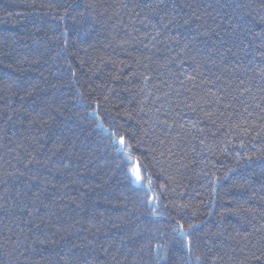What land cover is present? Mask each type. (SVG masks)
Returning a JSON list of instances; mask_svg holds the SVG:
<instances>
[{"label":"trees","instance_id":"obj_1","mask_svg":"<svg viewBox=\"0 0 264 264\" xmlns=\"http://www.w3.org/2000/svg\"><path fill=\"white\" fill-rule=\"evenodd\" d=\"M0 264H264V0H0Z\"/></svg>","mask_w":264,"mask_h":264},{"label":"snow or ice","instance_id":"obj_2","mask_svg":"<svg viewBox=\"0 0 264 264\" xmlns=\"http://www.w3.org/2000/svg\"><path fill=\"white\" fill-rule=\"evenodd\" d=\"M68 11H69L68 8H65V9H64V14L61 15V16L59 17V19H61V20H65V19L67 18V16H68ZM60 35L66 37V36L68 35V30H67V28H65V29L60 33ZM72 75H73V77H74V76H75V73L73 72ZM13 87H14L13 84H7V88L11 89V88H13ZM250 114H251V113H249V115H250ZM106 131H107V130H106ZM113 136H115V134H113ZM118 143H119L120 147H118V148L116 149L117 152H124L125 149H126V147H127L126 142H125V138H124L123 136H120L119 139H118ZM248 159L251 160L250 157H249ZM133 176H134V179H135V182H136V183H140V182L142 181L141 174H140V172H139L138 170H133ZM174 231H178L181 235H183V232H184V230H183V226L181 225V226L179 227V229H174ZM41 243H43V241H41ZM157 247H159V245H157Z\"/></svg>","mask_w":264,"mask_h":264},{"label":"rangeland","instance_id":"obj_3","mask_svg":"<svg viewBox=\"0 0 264 264\" xmlns=\"http://www.w3.org/2000/svg\"><path fill=\"white\" fill-rule=\"evenodd\" d=\"M130 177H131V173H130ZM131 179H132V177H131ZM132 182L135 183L136 185H138V184L135 182L134 179L132 180Z\"/></svg>","mask_w":264,"mask_h":264}]
</instances>
